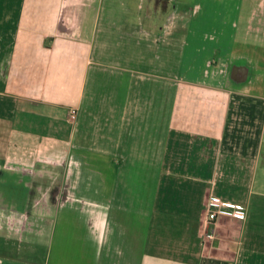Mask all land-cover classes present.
Masks as SVG:
<instances>
[{
    "label": "crops",
    "instance_id": "crops-1",
    "mask_svg": "<svg viewBox=\"0 0 264 264\" xmlns=\"http://www.w3.org/2000/svg\"><path fill=\"white\" fill-rule=\"evenodd\" d=\"M0 264H264V0H0Z\"/></svg>",
    "mask_w": 264,
    "mask_h": 264
},
{
    "label": "built area",
    "instance_id": "built-area-1",
    "mask_svg": "<svg viewBox=\"0 0 264 264\" xmlns=\"http://www.w3.org/2000/svg\"><path fill=\"white\" fill-rule=\"evenodd\" d=\"M77 113L75 107H71L68 110L67 116L69 119L73 120ZM243 205L239 202L222 199L217 195H212L207 199V215L206 221L213 222L220 214L231 215L237 218H243L245 211ZM210 236L209 233H207Z\"/></svg>",
    "mask_w": 264,
    "mask_h": 264
},
{
    "label": "rangeland",
    "instance_id": "rangeland-1",
    "mask_svg": "<svg viewBox=\"0 0 264 264\" xmlns=\"http://www.w3.org/2000/svg\"><path fill=\"white\" fill-rule=\"evenodd\" d=\"M156 7H157V5H156ZM68 110H69V109H68ZM76 114H77V113H76ZM75 117H76V115H75ZM68 119H69V118H68ZM74 119H75V118H74ZM74 119H73V120H74ZM69 120L72 121L71 119H69Z\"/></svg>",
    "mask_w": 264,
    "mask_h": 264
}]
</instances>
